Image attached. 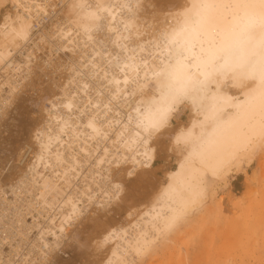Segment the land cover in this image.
I'll return each instance as SVG.
<instances>
[{"label": "bare ground", "instance_id": "bare-ground-1", "mask_svg": "<svg viewBox=\"0 0 264 264\" xmlns=\"http://www.w3.org/2000/svg\"><path fill=\"white\" fill-rule=\"evenodd\" d=\"M80 2L0 0V264H53L85 229L92 236L94 228L89 248L98 255L87 264H139L165 251L171 235L215 198L218 182L233 169H242L245 158L253 161L264 147L259 105L253 99L259 79L243 75L250 64L242 74L217 78L211 95L227 103L211 118L206 119L214 104L210 96L192 92L172 114L164 134L148 137L136 127V109L144 112L160 97L152 78L159 58L153 59L147 50L140 53L145 62L138 75H126L113 57L140 46L151 49L149 42L160 31L177 26L179 13L190 10L195 18L199 10L193 5L204 0H175L169 9L163 6L164 11L158 9L161 15L153 13L161 17L156 25L150 14L157 9L149 7L152 12L147 13V4L155 7L147 0H84L111 6L100 12L103 19L98 23L104 29L93 32V39L82 27L83 11L74 7ZM214 15L204 47L211 39L231 45L230 61L249 56L252 44L243 33V22L233 21L231 12ZM229 32L237 33L234 40L224 39ZM252 35L259 40L258 31ZM101 39L103 46L96 43ZM146 79L152 82L141 95L134 81ZM185 109L187 122L174 127L173 118ZM168 133L170 147L177 151L175 168L165 172L168 182L143 202L139 198L141 204L133 207L130 199L120 207L125 182L153 168L157 146ZM180 134L189 140L177 146L175 136ZM261 175L264 178V169ZM117 184L119 197L113 199ZM112 206L123 208L122 219ZM249 207L247 213L256 209ZM261 214L256 219L250 215L253 223L244 224L250 234L264 225Z\"/></svg>", "mask_w": 264, "mask_h": 264}, {"label": "snow or ice", "instance_id": "snow-or-ice-1", "mask_svg": "<svg viewBox=\"0 0 264 264\" xmlns=\"http://www.w3.org/2000/svg\"><path fill=\"white\" fill-rule=\"evenodd\" d=\"M83 11L81 20L84 31L93 39V32H102L104 25L98 23L103 19L101 11H108L111 6L87 4L84 0L74 5ZM120 7H127L126 4ZM199 11L193 18L191 11L187 10L178 14L177 26L158 33L156 40L150 41L151 49L140 46L139 50L131 49L128 55L117 54L113 59L116 66L125 74L131 72L138 75L140 66L145 62L140 53L148 51L153 58H159V66L152 73V78L160 88V97L153 99L147 109L141 112L136 109V127L148 137L154 134H164L170 117L192 92H198L209 97L214 102L212 112L206 116L211 118L216 109L227 100L216 95H211L212 85L218 84V77H226L229 74L236 76L242 74V69L250 64L248 71L243 73L246 77H257L259 79V93L253 99L259 105L260 127L259 135L264 139V0H237L235 3L217 2V0H204V2L193 5ZM231 12L233 21L243 22V33L251 42L252 49L247 57L230 61L232 54L231 45L224 42L217 43L215 40H207L208 47H204L206 38L212 35L214 14ZM127 28V25L125 26ZM259 32V40L255 41L252 33ZM23 35V32L18 33ZM235 32H229L224 39L234 40ZM96 43L103 46V39ZM199 46V51L197 47ZM258 50V51H257ZM167 57V60L164 59ZM109 63H112L110 60ZM195 67L196 72L191 69ZM127 83V79L124 81ZM152 81H134L136 92L143 94V89ZM255 92V90H254ZM136 94V93H133ZM253 114V119H254ZM94 127L93 125H89ZM95 130V128H94ZM139 134V133H138ZM189 140L186 134L175 136V144H185ZM251 143V138L248 141ZM120 185L114 186L112 198L118 199ZM171 226V225H169Z\"/></svg>", "mask_w": 264, "mask_h": 264}, {"label": "rangeland", "instance_id": "rangeland-1", "mask_svg": "<svg viewBox=\"0 0 264 264\" xmlns=\"http://www.w3.org/2000/svg\"><path fill=\"white\" fill-rule=\"evenodd\" d=\"M173 1L175 2V0H147V3L152 2V4L155 5V7H153L147 4V8L145 7L147 13L148 11H153L151 13L152 15L149 14L151 19H153V17L156 18L153 19L155 25L159 21L158 19H161L160 16H158L159 18L154 16L158 9L161 8V10L163 9L162 11H164L163 6L167 8L172 7V5L175 4ZM149 7L157 10L151 11ZM167 8H165V10H167ZM161 10H159L160 12L158 11L160 15L162 12ZM2 13H4V9L1 10L0 17ZM153 13L155 14L153 15ZM62 71L63 69H61V72ZM53 76L54 75H52V77ZM53 78L55 81L57 80L55 76ZM44 105H46V102ZM181 112L179 117L173 118L174 127H177L179 124H185L189 118V111L187 109L181 110ZM169 137L170 134L168 133L161 138L162 141H160V145L158 144L157 146V160L153 168L144 174L143 172H139L134 179H129L125 182L126 195H124V198L126 202L120 203V207L126 206L127 203L129 204L131 202L130 199H134V201L132 200V203H134L132 205L133 207L139 203L141 204L143 202L142 198H146L147 195L151 196L152 192L154 193L158 187L168 182L165 177V172L175 168V159H177L176 148L171 149ZM261 150L252 156V158L256 156V159L254 158L253 161L250 162L245 158V163H243L245 165L241 166L242 169H233L226 179L218 182L215 198L212 197L213 199H210L209 204H206L204 209L190 218V220L184 224L185 227L182 225L184 228L180 226L177 232L172 234L171 238L169 237L171 241L168 242V244H164L163 250L165 251L162 252V250H159L160 252L157 251L156 254H153L150 258L146 257L139 264H264V225L259 226L254 234H250L249 231L244 228L245 223H253V219H256L261 213V217L263 218L262 221H264V199L262 198V201L259 200L260 197H264L262 196L263 193H261L264 191V178L261 175V171L264 169V147H262ZM258 155L260 157H258ZM249 198L250 200L252 199V201L254 200L253 202L251 201L252 206L249 204L251 209H256L247 213L249 210L246 207H249V205L245 204H247V201H250ZM255 198L258 199V201L256 200L257 202H255ZM259 204L263 205H260L261 207L259 209L257 206H254H259ZM114 207L115 206H112V209H114V211L116 209L118 213L117 216L122 219L124 215L123 208L119 210L117 206V208ZM245 208L246 210L244 211L243 209ZM254 212H257L258 215ZM100 214L104 213L102 212ZM245 214H249L248 217L249 219L251 218V221H249V219L247 221V215L244 216ZM105 215H107V213H105ZM250 215H253L254 218L252 219ZM245 218L247 222H244ZM89 221L88 224L92 225ZM241 228L243 232L240 231ZM85 230L86 231L83 233V235L85 234L84 236L81 234L79 240L76 239L74 242L72 241L70 244L71 246L66 247L62 251V254L58 255L61 257H59L61 260H57L58 258L56 257L55 260L57 264L61 261L62 264H87L93 259L96 260L95 258L98 254L94 253L92 248H89L91 247L89 243H91L90 241L94 233H96L95 231L97 228L92 229V236L89 234L90 229L89 233H87V229ZM86 235H90L89 237L91 238ZM86 240L88 244H86ZM168 247L169 250L166 249ZM65 250L66 252H64ZM64 261H66V263Z\"/></svg>", "mask_w": 264, "mask_h": 264}]
</instances>
